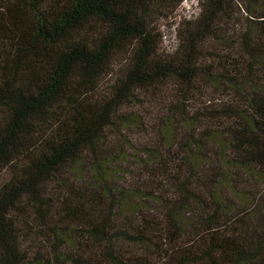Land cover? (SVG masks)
I'll use <instances>...</instances> for the list:
<instances>
[{
  "label": "trees",
  "instance_id": "trees-1",
  "mask_svg": "<svg viewBox=\"0 0 264 264\" xmlns=\"http://www.w3.org/2000/svg\"><path fill=\"white\" fill-rule=\"evenodd\" d=\"M188 1L0 0V264H264V0Z\"/></svg>",
  "mask_w": 264,
  "mask_h": 264
},
{
  "label": "rangeland",
  "instance_id": "rangeland-1",
  "mask_svg": "<svg viewBox=\"0 0 264 264\" xmlns=\"http://www.w3.org/2000/svg\"><path fill=\"white\" fill-rule=\"evenodd\" d=\"M199 0H189L185 4L182 5V16L184 18H194L199 14ZM165 35V45L166 48L169 50L171 48V45L174 44L173 42V29H169L166 27V30H164Z\"/></svg>",
  "mask_w": 264,
  "mask_h": 264
}]
</instances>
